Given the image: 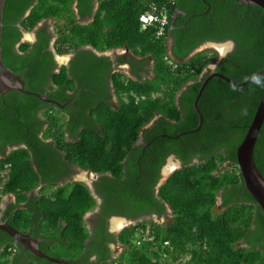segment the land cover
I'll list each match as a JSON object with an SVG mask.
<instances>
[{
	"label": "trees",
	"instance_id": "1",
	"mask_svg": "<svg viewBox=\"0 0 264 264\" xmlns=\"http://www.w3.org/2000/svg\"><path fill=\"white\" fill-rule=\"evenodd\" d=\"M79 1L82 6L90 0ZM73 2L5 0L4 63L22 74L27 90L46 93L62 103L73 98L71 106L61 108L16 89L0 94V211L8 193L15 195L16 204L27 202V206L8 204L4 212L8 222L22 231L35 227L48 239L40 248L66 259L62 264H264V213L245 187L236 155L263 94L264 74L240 87L213 76L198 102L203 123L189 131L199 123L194 101L207 76L204 69L218 53L203 49L189 54L207 40L233 38L236 49L222 58L217 70L235 81L245 80L264 67V9L236 0H98L93 20L84 24L77 20ZM151 4L169 10L165 36H157L154 27L141 28L139 16ZM231 12L236 23L224 27L223 19ZM48 18L58 34L57 53L90 45L102 55L89 53L94 55L92 61H73L52 72L47 36L16 46L24 29L31 30ZM120 47L136 55L117 58L130 62L137 78L114 70L111 56L103 54ZM169 52L175 58L173 64L166 58ZM151 60L152 76L140 79L141 70ZM49 81L52 85L46 92ZM110 81L119 100L116 107L109 100ZM40 111L47 117L39 115ZM152 119L155 124L147 129L145 139L150 145L144 152L140 145L129 155ZM67 133L75 139L67 140ZM58 150L84 169L112 175L104 176L102 182L118 189L130 210L118 208L110 214L123 211L136 217L156 212L162 216L169 205L172 221L127 225L118 233L124 245L119 255L109 259V249L102 248L96 261L89 260L95 248L86 243L90 232L84 216L97 199L87 183L70 181L51 192L42 187L38 195L29 196L41 181L55 178L47 163L60 156ZM171 153L184 166L157 185L159 167ZM139 154L147 158L140 164ZM255 162L264 175V121L255 145ZM219 192L225 208L215 214ZM243 240L249 245H240ZM24 255L14 238L0 229V264H57L31 252Z\"/></svg>",
	"mask_w": 264,
	"mask_h": 264
},
{
	"label": "flooded vegetation",
	"instance_id": "2",
	"mask_svg": "<svg viewBox=\"0 0 264 264\" xmlns=\"http://www.w3.org/2000/svg\"><path fill=\"white\" fill-rule=\"evenodd\" d=\"M97 3H98V0H90L89 2H85V3L83 2V5L80 6V1L79 0H74L73 8H74L77 20L80 23H84V24H87V23L91 22L93 17H94V14H95V11L97 9V6H98ZM50 22H52V20L51 19H47V20H44L40 25H38L34 29V33L32 35V39H28V40L23 39L22 38L23 37V32H22L21 39L19 40V42L17 43L16 46H19V44L21 42H24V41L36 42L39 38L42 37V39H44L47 36L48 39H49V45H48L47 49H50L52 51L53 62H54L53 63V67L51 68V70H52V72H55V71H60L61 66L63 64L60 65L59 62H58V58L56 57L57 51L55 50L54 46H55V42H56V40L58 38V34H57L56 30H55L53 22L51 24H50ZM235 23H236L235 13L231 12V13L225 15L222 24H223L224 27H232ZM40 31H42V32H40ZM171 39H172V37L170 38V42H171ZM227 40H228V43H226L227 44L226 47L225 48L223 47V49H226L225 53L224 54L221 53L222 55L219 54L218 55V59L215 60L216 62L214 61L215 62L214 64H216V67H215L216 70H217L218 65L221 63L222 58L226 54H228L231 51L236 49V44L237 43L235 42V40L233 38L226 37L222 41H227ZM207 41H212V40H207ZM207 41H205V42H207ZM229 43L231 44L230 46H229ZM97 52H98V50H96L95 48H93L90 45L81 46L78 50L69 52L71 55H70V58H68L66 60L65 64L70 66V65H72L73 61H75L77 64H83V63L87 62L88 60L92 61L94 55H96V56L102 55V54H99ZM99 52H101V51H99ZM80 53H81V55H79ZM82 53H84V54H82ZM89 53H93L94 55H89ZM118 56H120V55H116V57H115L116 62L126 63V64H129L130 67H131V63L128 62V61H124V62L118 61V58H117ZM127 56H129V55H127ZM146 70H147V65L144 67L143 70H141V74H142V72L144 73V71H146ZM211 70L212 69H211V66H210L207 69V71L204 72V74L207 73V75H208L211 72ZM51 85H52L51 81H49L46 84V86H45V91L46 92L49 91V88H50ZM108 87L109 88L111 87V89H112V90L110 89L112 93H111V96L109 97V100H112V95L115 94V93H114V89H113V83H111V81H110V84L108 82ZM184 89L185 88H183V90ZM67 91L69 93L72 92L70 90H67ZM78 91L75 92V95L77 94V96H78ZM53 99H55V98H53ZM72 99L73 98H70L69 100H66L63 103L60 102L59 100L55 99V100H57L60 103L59 105H56V106H60L61 108H64L66 106L67 107L71 106ZM62 112L67 117H69V115H68V113L66 111L62 110ZM42 114L44 115V112L40 111L39 115H42ZM154 124H155V122L153 121V123L150 126H148L145 129H143V131L140 133V136L138 137V139H137V141L135 143V146L133 147V149H132V151H131V153L129 155H131L132 152L134 150H136V148H138V146H140V145H142V152L146 151L147 147L150 145V141L149 142L145 141L146 136H147L146 135L147 134L146 131H147L148 128H151L152 126H154ZM45 129H46V127L44 125L40 135H42L45 132ZM66 135H68L71 138V140L75 139V137L71 136L68 133ZM154 138H152V140ZM48 139L49 138H47L45 140H48ZM20 145H23V143H21ZM13 147L14 146H10V147H8V149H12ZM58 152L60 153V156H53L52 159L49 161V163H47V168L50 169L51 171H53L56 174L55 178H51V180H49L48 182H57V181L65 180L66 178H69V176L72 174V172H74L73 165L75 163L73 161L67 160L65 158V156L63 155L64 152L59 151V150H58ZM156 153L158 154L157 150H156L155 154ZM171 154H174V153H171ZM127 159H128V157H127ZM146 159L147 158H143L142 154H139L138 158H136V160L138 161V164H140L141 160L143 162H145ZM166 159H167V157H166ZM166 159L164 160L162 165L159 167V170H158L159 181L157 182V185L160 182V180L162 179V177H164L167 174L166 170L163 171V166L166 163ZM151 163H153V162L151 161ZM170 168H171V165L169 167H167V170L170 169ZM125 169L127 171V169H128L127 165L125 166ZM142 170L145 171V172L147 171L146 168H143ZM94 173H96V172H94ZM104 176L112 177V175L110 173H105V174L97 173V177L95 179V190H96V192L98 193V195L100 197V201H97V203L94 206V208H92L93 211H92L91 216H90V225H89V227H90L89 228L90 235H89V237H88V239L86 241L87 245H91L92 248H95V252L90 256V259H89V260H92V261H96L98 259V251H100L102 248H108L109 249V253H110V258L109 259H111V258H113V257H115V256L120 254V253H118V248H124V245L118 240V233L120 231V228H118V225H113V226L111 225L113 217L115 218L116 216L120 215V216L126 217L128 219H137L139 216H144L146 218H150V216H153V214H156V212H154L153 214L142 213V214H139L136 217H130L128 215H125L123 213V211L121 213L110 214V210H115V209H118V208H120L121 210H126V209L130 210V209H129L127 203L125 202V200H123L120 197V194H118V192H117L118 189H116L115 187L110 188L109 186H107V187L105 186L104 182H102V178ZM43 183L45 184L46 182L41 181L40 184L38 185V188L32 190L29 193V196L36 195L37 191L40 188L44 187ZM157 185L155 186V191H154L155 194L157 192ZM104 187H105V189L101 190V188H104ZM221 196H222V194H221ZM14 198H15V195H14ZM26 203L27 202H25V203L22 202V203L16 204V200H15V204L17 206L18 205L19 206H27ZM4 212L1 215V219H7V217L4 216ZM165 215L169 216V218H168L169 221L172 219V213L168 209V207L166 209L165 214H163L162 216H165ZM85 216H86V214H85ZM24 232L29 233L31 237L36 239L37 242H38L39 247H40L42 242H47L48 241V239L46 237H44L42 233H39V232L35 231V227L32 228V229L24 230ZM51 240H49V242H52ZM14 244L17 246V248H23L24 249L25 255L23 256V258L28 255V252H31L30 249H25V248H29L26 244L25 245L21 244V247L19 245L20 243H14ZM43 250L45 251V249H43ZM81 262L83 263V261H81ZM73 264H76V263H73Z\"/></svg>",
	"mask_w": 264,
	"mask_h": 264
},
{
	"label": "water",
	"instance_id": "3",
	"mask_svg": "<svg viewBox=\"0 0 264 264\" xmlns=\"http://www.w3.org/2000/svg\"><path fill=\"white\" fill-rule=\"evenodd\" d=\"M236 1L242 2V3H248V4H257L264 9V0H236ZM4 4H5V0H0V94L4 95L10 90L16 89V90H19L25 93L35 94L41 99L45 100L46 102L59 105L60 103L57 100L47 96L46 93H39L37 91L27 90L25 88V80L23 79L22 74L15 73L10 67H8L4 63L2 59V45H1ZM29 11H30V8L27 10L26 15L29 13ZM213 42L216 43L217 41H213ZM171 44H172V39H171L170 45ZM200 49L202 50V48ZM194 51L190 53L189 56L193 55ZM170 52H172V47L170 48ZM97 53L101 54L102 52L98 51ZM224 53L225 51L222 54ZM70 55H69V58H70ZM215 67H216V64H213L211 66V69H212L211 72L205 77V79L203 80L200 86L197 97L194 101V106L199 114V123L196 127L190 129L189 131L198 130L203 123V114L199 108L198 102L201 98V95L204 91L206 84L213 76H219L229 81L232 85L240 87V86H244L246 83L255 79L259 75L264 74V67H263L259 69L258 71H256L255 73L251 74L245 80L235 81L232 78L220 73L218 70L215 69ZM263 121H264V91L260 98L258 106L256 108V111L254 113L253 119L251 123L249 124L243 139L241 140V142L239 143L236 149L237 163H238L239 170L242 175L245 187L250 192V194L254 197L255 201L261 207L264 213V175L262 174V172L260 171V169L258 168L255 162V145H256ZM180 134L181 133H178L175 136H171V137H177ZM15 147L17 146H14L13 148ZM172 158L177 159L178 161L177 164L179 166L183 165L181 160L178 159L175 155H172ZM175 169L176 168L167 170V167H165L167 174L166 176H164L165 179H161L160 183L164 182ZM0 229L6 231L11 237H13L14 243H21L22 245L26 244L29 248H25V249H30L31 252L37 256L47 258L48 260H51L57 264H62L67 261L64 258H60L58 256L51 255L45 252L43 249L39 247L36 239L31 237L29 233H26L22 231L21 229L15 227L14 225L10 224L7 219L0 220Z\"/></svg>",
	"mask_w": 264,
	"mask_h": 264
},
{
	"label": "rangeland",
	"instance_id": "4",
	"mask_svg": "<svg viewBox=\"0 0 264 264\" xmlns=\"http://www.w3.org/2000/svg\"><path fill=\"white\" fill-rule=\"evenodd\" d=\"M49 19V18H48ZM44 20H47V19H44ZM44 20H42V21H40L37 25H36V27L38 26V25H40ZM49 21V20H48ZM52 22H50V24H51ZM36 27H34L33 29H31V30H26V29H24L23 30V39H25V40H28V39H32V35H33V33H34V29L36 28ZM226 43H228V40L227 41H220V42H213V41H207V42H204L203 44H201L199 47H197L196 49H195V51H194V53H196V52H198V51H201V49L200 48H202V50L203 49H205V50H209L210 52H214V51H216L217 53H218V55L219 54H221V53H223L226 49H222L221 47H219V46H223L224 48L226 47ZM218 44H220L219 46H218ZM231 44L229 43V46H230ZM198 49V50H197ZM197 50V51H196ZM224 50V51H223ZM223 51V52H222ZM102 54V53H101ZM103 54L104 55H108V56H111V57H113L114 59H115V57H116V55H129V56H135L136 57V55L130 50V49H128V48H126V47H120V48H112V49H108V50H105L104 52H103ZM69 55H70V53H56V57L58 58V62H59V64L61 65V64H65L66 63V60L69 58ZM222 55V54H221ZM188 57V56H187ZM186 57V58H187ZM60 58V59H59ZM185 58V59H186ZM65 59V60H64ZM217 59H218V57H217ZM216 62V61H215ZM214 61H212V62H210L207 66H206V68L204 69V72H206L207 71V69L210 67V66H212L214 63H215ZM152 65H153V62H152V60L151 61H149V63L147 64V70L146 71H144V73L142 72V74H141V77H140V79H145V78H148V77H151L152 76ZM124 69L126 70V73H127V75H129V76H132V77H134V78H137V76H135V75H133L132 74V72H131V67H130V65L128 64L127 66H125L124 67ZM204 74V73H203ZM54 115H55V113H54ZM44 116H46V114L44 113ZM47 117V116H46ZM155 119H152L150 122H148L143 128H145V127H148V126H150L152 123H153V121H154ZM48 125V123H46L45 124V127ZM143 130V129H142ZM65 136H66V138H67V140H71V138L68 136V135H66L65 134ZM64 136V137H65ZM53 140V139H52ZM51 140V141H52ZM62 153V152H61ZM63 154V153H62ZM64 155V154H63ZM172 155H175V154H170L168 157H167V159H166V163L164 164V166H163V171H165V167H169L170 165V163H177L178 161H177V159L176 158H172ZM176 156V155H175ZM177 157V156H176ZM195 160H197V159H195ZM194 160V161H195ZM171 161V162H170ZM181 167H183V165H181V166H179L178 164H176V166H174V167H172V168H176V169H178V168H181ZM73 169H74V172H72V174L69 176V178H66L65 180H61V181H57V182H47L46 184H44V187H45V190H46V192H51V191H53V189L56 187V185H61V184H66L67 182H70V181H75V180H81V181H84L85 183H87L88 185H89V188L91 189V191H92V193H93V195L96 197V199H97V201H100V197H99V195H98V193L96 192V190H95V179H96V177H97V173H94V172H92L91 170H89V169H84V168H82V167H80V166H78L76 163L73 165ZM171 169V168H170ZM162 179H165V177H162ZM161 181V180H160ZM52 183V184H51ZM38 187V186H37ZM37 187L35 188V189H37ZM38 192H39V190L37 191V194L36 195H38ZM10 193H8L7 195H5V196H3V199H2V201H1V211L3 210V212L5 211L4 209L6 208V206L8 205V204H10V203H15V198H14V194L12 193V194H10ZM7 202V203H6ZM169 206V205H168ZM169 208H170V206H169ZM225 208V206H223V203H222V196H221V192H219L218 193V195H217V200H216V204L214 205V208H213V212L215 213V214H217V213H219V212H221L223 209ZM0 211V212H1ZM92 211H93V209H91V210H89V211H87V216H88V221H87V224L88 225H90V216H91V213H92ZM151 217V216H150ZM168 218H169V216H167V215H165V216H158L157 214H154L153 215V217H151V218H146V217H144V216H139V218H137V220H139V221H142V220H154L155 222H157V223H159V224H166V223H168V222H170V221H172V220H168ZM123 221V216H120V215H118V216H116L115 218L113 217L112 218V222H111V225L113 226L114 225V223L115 222H117V221ZM131 221L132 220H130L128 223H123L122 225H118V228H120L121 226H123L124 224L125 225H129L130 223H131ZM133 222H136V221H133ZM138 222V221H137ZM115 227V226H114ZM146 235H148V234H146ZM240 245H242V246H247V245H249L248 243H246L244 240L243 241H241V243H240ZM54 250H56V251H59V252H61V253H63V251H65V248H53ZM122 250H123V248H118V253H121L122 252ZM169 261H170V258H169ZM125 263V262H124Z\"/></svg>",
	"mask_w": 264,
	"mask_h": 264
},
{
	"label": "built area",
	"instance_id": "5",
	"mask_svg": "<svg viewBox=\"0 0 264 264\" xmlns=\"http://www.w3.org/2000/svg\"><path fill=\"white\" fill-rule=\"evenodd\" d=\"M141 28L147 29L154 27L157 36H165L170 23V14L168 8L163 5L151 4L150 9L142 12L139 16ZM169 63L173 64L175 58L170 54L166 56Z\"/></svg>",
	"mask_w": 264,
	"mask_h": 264
},
{
	"label": "crops",
	"instance_id": "6",
	"mask_svg": "<svg viewBox=\"0 0 264 264\" xmlns=\"http://www.w3.org/2000/svg\"><path fill=\"white\" fill-rule=\"evenodd\" d=\"M97 5H98V3H97ZM98 7V6H97ZM93 20V19H92ZM111 60H112V65H113V69L114 70H120V71H123V72H125L126 73V70L124 69V67L125 66H127L128 64H126V63H120V62H116V60L113 58V57H111ZM110 103H111V105L113 106V107H116L117 105H118V103H119V100H118V97H117V95L116 94H113L112 95V100H110ZM48 140H52V138H49ZM75 163V162H74ZM77 164V163H76ZM79 166V165H78ZM88 185V184H87ZM89 186V185H88ZM87 214V213H86ZM88 216L86 215V216H84V220H85V224H86V226H87V228L89 229L90 227H89V225L87 224V221H88ZM123 219H124V222L125 223H128L129 221L126 219V218H124L123 217ZM123 222V223H124Z\"/></svg>",
	"mask_w": 264,
	"mask_h": 264
},
{
	"label": "bare ground",
	"instance_id": "7",
	"mask_svg": "<svg viewBox=\"0 0 264 264\" xmlns=\"http://www.w3.org/2000/svg\"><path fill=\"white\" fill-rule=\"evenodd\" d=\"M220 44H218V46H219ZM219 47H221L222 49H223V46L221 45V46H219ZM60 59V58H59ZM171 162V161H170ZM177 164V163H176ZM176 164L175 163H170L169 165H171V169H173L172 167H174V166H176ZM3 214V210L0 212V220H4V219H1V215ZM139 221V220H138ZM123 222H124V219H123V221H117V222H115V224L114 225H122L123 224Z\"/></svg>",
	"mask_w": 264,
	"mask_h": 264
},
{
	"label": "clouds",
	"instance_id": "8",
	"mask_svg": "<svg viewBox=\"0 0 264 264\" xmlns=\"http://www.w3.org/2000/svg\"><path fill=\"white\" fill-rule=\"evenodd\" d=\"M175 170H176V169H175ZM165 176H166V175H165ZM160 182H161V181H160ZM160 182H159V183H160ZM10 194H12V193H10ZM6 195H7V194H6ZM167 207H168V209H169V210L171 211V213H172V209L169 208V206H167ZM153 215H154V214H153ZM151 217H153V216H151ZM151 217H150V218H151ZM138 218H139V217H138ZM127 220H128V221L132 220L130 224H132V223H137V221H138L137 219H128V218H127ZM133 221H136V222H133ZM142 221H144V220H142ZM146 221H147V220H146ZM138 222H139V221H138ZM130 224H129V225H130ZM125 226H127V225L124 224L122 227H120V229L123 228V227H125ZM145 235H146V234H145Z\"/></svg>",
	"mask_w": 264,
	"mask_h": 264
}]
</instances>
